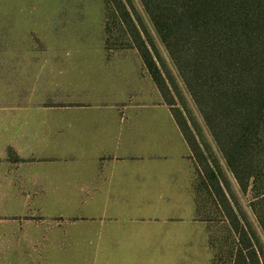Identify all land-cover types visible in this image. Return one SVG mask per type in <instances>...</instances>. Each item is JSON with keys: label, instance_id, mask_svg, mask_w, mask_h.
<instances>
[{"label": "crops", "instance_id": "crops-1", "mask_svg": "<svg viewBox=\"0 0 264 264\" xmlns=\"http://www.w3.org/2000/svg\"><path fill=\"white\" fill-rule=\"evenodd\" d=\"M119 51L70 99L2 116L22 204L0 223V264H211L191 148L137 50Z\"/></svg>", "mask_w": 264, "mask_h": 264}, {"label": "trees", "instance_id": "trees-1", "mask_svg": "<svg viewBox=\"0 0 264 264\" xmlns=\"http://www.w3.org/2000/svg\"><path fill=\"white\" fill-rule=\"evenodd\" d=\"M140 1L239 187L257 199L252 210L262 235L236 223L231 186L207 166L201 143L173 108L175 79L133 0H104L108 55L136 49L170 105L202 183L236 233L230 264H264V0Z\"/></svg>", "mask_w": 264, "mask_h": 264}, {"label": "rangeland", "instance_id": "rangeland-1", "mask_svg": "<svg viewBox=\"0 0 264 264\" xmlns=\"http://www.w3.org/2000/svg\"><path fill=\"white\" fill-rule=\"evenodd\" d=\"M133 2L155 36L140 0ZM105 38L104 0L0 1V223L10 222V208L22 204L10 201V161L22 158L10 147V125L2 121V116L23 105L68 100L77 75H87L126 57L127 52L119 51L108 58ZM154 42L179 90V94H173V108L180 110L201 143L207 166L219 170V176L231 186L236 223L239 227L251 226L262 235L252 210L257 201L252 190L239 187L163 44L156 36ZM146 74L142 71L143 77ZM194 164L197 215L207 224L211 264H230L236 233L213 192L202 183L195 158ZM208 182L215 193L209 177Z\"/></svg>", "mask_w": 264, "mask_h": 264}]
</instances>
